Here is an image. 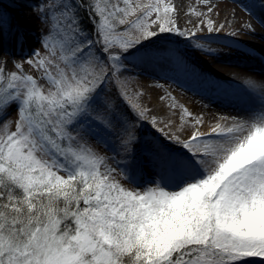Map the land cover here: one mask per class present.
I'll list each match as a JSON object with an SVG mask.
<instances>
[{
  "label": "snow or ice",
  "instance_id": "snow-or-ice-1",
  "mask_svg": "<svg viewBox=\"0 0 264 264\" xmlns=\"http://www.w3.org/2000/svg\"><path fill=\"white\" fill-rule=\"evenodd\" d=\"M15 2L39 35L0 11V44L29 45L0 59V264H264V97L208 132L182 108V136L123 87L163 34L226 25L191 8L181 29L173 0Z\"/></svg>",
  "mask_w": 264,
  "mask_h": 264
},
{
  "label": "rangeland",
  "instance_id": "rangeland-1",
  "mask_svg": "<svg viewBox=\"0 0 264 264\" xmlns=\"http://www.w3.org/2000/svg\"><path fill=\"white\" fill-rule=\"evenodd\" d=\"M177 1L173 0L176 6ZM191 8H195L197 12L206 13L208 18L216 21L217 24H225L224 30L219 33H208L206 27H203V30L196 32V35L191 40L174 34H163L153 46L156 53L155 58L136 67L130 65L129 72L123 78L125 81L123 87L126 88L130 96L135 97L138 94V102L149 110L147 113L149 117H155L158 122L162 121L163 123L159 124L160 127H164V124H170L171 127L165 128V131L177 132V134L182 136L184 133L178 132L181 124L182 108H186L188 112L192 113V117L202 118L203 123L200 130L208 132L210 126L220 116L243 114L249 107H258L261 98L264 97V0H207V3L204 0H182V4H180L182 16H180V13L177 16V23L181 29L194 31L195 26L202 19V17L196 15H187L186 13ZM209 8L212 9L211 12L208 11ZM229 9L236 10L242 16V20L238 23L227 25L229 23L225 19L224 11ZM253 9L259 15L255 16L256 13ZM0 11L13 24L25 25L29 41L31 43L36 42V37L39 35V26L29 8L23 7L15 0H0ZM130 19H135V17H130ZM244 25H249L250 29L243 27ZM233 31L238 34L235 36L231 35L230 33ZM244 38H252L257 46L254 43L250 42V44L243 40ZM197 43L204 45V48L210 51L205 54L194 48L193 45ZM6 45L5 40L4 43L0 44V59L8 60L11 58L13 61L22 62L29 54L28 44H25L23 50L19 46H13L10 52L4 49L8 48ZM168 55L167 59L166 56ZM223 59L241 61L244 64L245 60L254 61L256 64L262 65V67L255 65L253 68L256 75V81L250 86V95L253 99L251 101L248 100L245 109L240 107L234 110L218 108L212 111L207 110V112L194 111L197 108L200 111L201 107L206 104L202 99L206 87L211 84L215 87L216 81L220 80L216 74L209 73V71L211 67L222 71L221 64H224ZM151 63L155 64V67L151 68ZM160 64H163V66H160ZM235 66H237V63H235ZM199 67L200 69L209 70L205 71L212 79L203 76L197 70ZM156 68L158 69L156 70ZM24 70L30 74L38 75L31 72L27 66H25ZM181 77H186L188 80L179 81ZM224 77L234 76L225 74ZM212 85L211 88L213 87ZM191 86H194L198 93H191ZM114 87H121V85H109L110 89ZM259 88L262 89L260 96L257 94ZM253 95L259 96V99L255 98V96L253 97ZM173 98L175 99L173 100ZM121 107H124V105H121ZM157 107L163 111L161 113H153L152 111ZM11 119L15 121L16 117L14 114ZM185 121V128L190 127L193 122L189 117H185ZM138 124L142 125L139 128V132L148 135H160L155 132L147 121H138ZM12 127L14 129V124ZM93 147L101 154H104L105 149L103 147H97L96 145H93Z\"/></svg>",
  "mask_w": 264,
  "mask_h": 264
},
{
  "label": "bare ground",
  "instance_id": "bare-ground-1",
  "mask_svg": "<svg viewBox=\"0 0 264 264\" xmlns=\"http://www.w3.org/2000/svg\"><path fill=\"white\" fill-rule=\"evenodd\" d=\"M180 4H182V0L177 1L178 13H180V16H182L181 10H180ZM253 11H255L256 13L255 16L259 15L256 10L253 9ZM224 12H225V17H226L225 19L229 23L227 25L238 23L239 21L242 20V16L236 10L229 9ZM254 26L256 27L255 24ZM243 40H246L248 43L255 42L252 38H244ZM5 43H7L6 46H8V48H4V49L8 52H10L11 48L13 49V46H17L14 44L11 38L5 39ZM166 57L168 59L169 55ZM222 61H224L223 62L224 64H221L222 71L221 70L218 71L214 67H211L210 71L205 69L209 71V73L216 74V76L219 77L220 80L216 79L217 81H216L215 87L212 84H211L213 86L212 88H211V85L206 87L202 95V99L204 100V103L206 102V104L203 105V107H201L200 111H198L197 107H194V108H197L194 111L207 112V110L212 111L218 108L224 109V110H234L240 107L245 109L246 108L245 106H247L248 100L251 101L253 99L251 98V95H250V92H251L250 86L253 84L254 81H256V75H255L253 68L255 65H257L258 67L259 66L262 67V65L258 63L256 64V62L254 61L249 62L247 60H245V64L241 61H234L230 59H223ZM166 63L168 65L167 60H166ZM235 63H237V66H235ZM160 66H163V64H160ZM152 67H155V64H152L151 68ZM157 69L158 68H156V70ZM156 70H152V71H156ZM197 70H199L203 74V76H206L207 78L212 79V77H210L204 69L202 68L200 69L199 67L197 68ZM225 74H229L234 77L225 78L224 77ZM187 80L188 78L181 77V80L179 81L184 82ZM190 92L198 93L197 89H195L194 86L193 87L191 86ZM261 92H262V89L259 88L257 94H259L260 96ZM254 96L255 95H253V97ZM259 96L258 97L255 96V98L257 97V99H259ZM162 111L163 110L161 108L157 107L156 109L154 108V111L152 112L161 113Z\"/></svg>",
  "mask_w": 264,
  "mask_h": 264
}]
</instances>
